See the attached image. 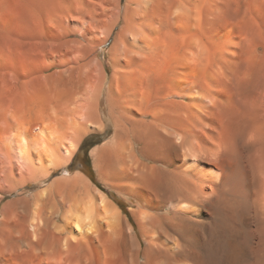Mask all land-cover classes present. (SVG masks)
<instances>
[{
    "label": "bare ground",
    "instance_id": "obj_1",
    "mask_svg": "<svg viewBox=\"0 0 264 264\" xmlns=\"http://www.w3.org/2000/svg\"><path fill=\"white\" fill-rule=\"evenodd\" d=\"M60 1L65 9L60 24H79L86 42L76 51L73 64L78 65V77L70 88H58L44 74L72 63L53 61L28 72L16 65L17 56L9 64L14 50L0 47V203L5 196L16 195L0 209V264H76L66 256L73 243L64 237V229L51 230L45 224L43 192L29 195L19 190L30 182L42 183L70 160L82 134L100 128L89 91V79L94 77L89 65L92 49L104 44L122 21L121 33H126L128 40L121 42V47L115 43V48H124V59L132 61L140 50L151 52L148 37L167 18L168 0H127L123 6L119 0H89L90 19L81 21H74L75 14H80L86 1ZM261 57L259 52L250 54L242 81L251 79L250 68ZM189 68L197 72V68ZM223 68L217 77L218 71H212L213 80L220 79L223 87L217 96L210 86L214 81L194 80L199 76L190 71L194 77L189 97L182 96L184 111L145 113L126 123L121 118L115 120L116 143L108 148L109 155L119 154L133 162L136 151L142 158L135 161L133 170L139 182L136 207L143 211L138 221L141 239L97 190L108 221L105 229L101 226L105 220L100 227L108 238L102 239L104 234L100 236L96 226L81 228L77 215L67 216L72 228L89 235L90 264H98L99 248L102 264H264V128L241 115L240 105L247 100L235 92L233 67ZM11 70L18 71L17 81L12 80ZM29 76L37 89L32 95L40 97L37 102L27 88V82L32 83ZM47 85L50 88L45 89ZM42 90L49 94L48 100L41 96ZM193 90L205 92L206 103H197L190 95ZM256 104L264 123V97ZM115 109L110 108V113L115 115ZM61 130L69 137L64 146L59 142ZM125 141L129 143L117 147ZM94 155L91 151L95 168L102 169L103 156L96 159ZM106 169L117 173L111 167ZM83 181L79 175L61 179L72 188L85 185ZM83 220L89 223V211ZM99 237L105 240L101 243Z\"/></svg>",
    "mask_w": 264,
    "mask_h": 264
},
{
    "label": "rangeland",
    "instance_id": "obj_2",
    "mask_svg": "<svg viewBox=\"0 0 264 264\" xmlns=\"http://www.w3.org/2000/svg\"><path fill=\"white\" fill-rule=\"evenodd\" d=\"M84 1L87 3L83 4L80 14H75L74 21L81 18L90 19L92 10L89 9V0ZM119 1L123 6L127 0ZM64 10L60 0H0V47L14 50L11 52L13 56L10 58H13H9V64L11 60L12 63L17 60L16 65L24 66L28 72L32 68L43 69L53 61L73 64L76 53L83 49L86 42L79 24L67 22L60 24L59 18L65 15ZM165 11L167 17L165 23L153 30L148 37V41L153 45V48H150L151 52L144 53L140 50L132 61L124 59L122 55L124 48H115V43L121 47V42L128 40L127 34L121 33L122 21L113 29L104 44L89 51V65L94 69L89 71L95 77L91 76L89 79V91L93 93L91 102L95 104L100 128L88 129L82 134L70 160L56 168L42 183L30 182L28 186L19 190L29 195L43 192L41 205L45 224L51 230H56V227L64 229V237L70 238L73 243L66 254L73 263L90 264L89 247H92V242L88 234L84 236L83 231L79 232L75 227L72 228L73 224L67 216L77 215L81 228L85 224H90L102 230L100 225L106 215L99 206L100 195L97 194V190L105 195L106 202L116 210L125 224L130 222L133 225L137 237L141 239L138 227L143 211L136 207L135 193L137 194L139 182L134 179L133 170L137 165L135 161L142 158L136 151L133 152L135 160L133 162L123 159L119 154L109 155L108 148L116 143L114 134L117 118L126 123L129 118H140L145 113L184 111L183 104L186 100H183L182 96L184 94L189 97L188 87L194 77L193 74L199 76V79L194 80L214 81L210 86L217 96L223 87L220 79L213 80L212 71H218L215 75L217 77L224 71V66H232L235 92L247 100V103L240 105L241 115L264 128L261 110L256 106L264 97V0H168ZM119 33L122 34L120 39L117 38ZM258 52L262 57L250 68L251 79L247 82L242 81L241 74L249 68L248 57ZM115 53H118V57ZM14 56H17L16 60H13ZM49 56H52V59ZM72 64L67 68H52L46 71L44 76H50L58 88H70L78 77V65ZM189 67L197 68V72H193ZM17 72L10 71L14 81H17L15 80ZM31 78L33 77L29 76V79ZM28 81L32 82H27V88L31 89L29 91L32 95V91L37 89L34 79ZM9 83L12 86L17 85V82ZM47 87L50 88L47 85L45 89ZM197 91H191L190 95L197 103L201 101L206 103V99L203 98L206 93L201 94ZM42 92L41 96L48 100L49 94L45 90ZM33 97L36 102L40 98ZM114 106L117 111L115 115L110 113V108ZM61 131L60 136L64 143L61 139L59 142L61 141V145L64 146L63 144L67 145L69 137L64 135L63 130ZM126 143L129 142H118L117 147ZM90 145L94 146L89 148ZM80 147L82 150L79 157L85 155L86 149L89 148L88 164L84 165L86 174L77 170L79 163L72 164ZM91 151L95 153L96 159L100 154L103 156L100 161L102 169L95 168ZM106 167L115 169L117 173ZM76 175L81 176L85 185L79 183L80 186L72 188L61 182L63 178L71 179ZM89 175L92 176V180ZM54 184L57 186L54 187ZM14 196L16 195L5 196L0 203V209ZM118 204H121L123 210ZM32 210L33 207L29 208L30 217ZM87 211L89 223L83 220ZM107 222L105 220L101 225L103 229ZM98 229L96 231L99 235L105 233L104 230ZM105 235L102 239L107 237ZM104 240H101V243ZM99 251L98 264H102L100 248Z\"/></svg>",
    "mask_w": 264,
    "mask_h": 264
},
{
    "label": "trees",
    "instance_id": "obj_3",
    "mask_svg": "<svg viewBox=\"0 0 264 264\" xmlns=\"http://www.w3.org/2000/svg\"><path fill=\"white\" fill-rule=\"evenodd\" d=\"M93 146L94 145H90L89 148H91ZM89 148L86 149V151L84 153L85 155H82V157H79L80 151L82 150V147H80L79 151L76 153V155L74 156V158L72 160V162H73L72 164L79 163L78 164L79 168L77 170H79V171H81V172H83L85 174H86V172L84 170V165L88 164V154L87 153H88V149ZM89 178L92 180V176L91 175H89ZM118 205H119L120 209L123 210V207L121 206V204H118Z\"/></svg>",
    "mask_w": 264,
    "mask_h": 264
}]
</instances>
